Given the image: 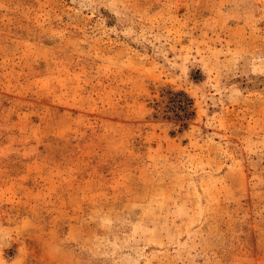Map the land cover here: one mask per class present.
<instances>
[{
	"label": "rangeland",
	"instance_id": "374dc122",
	"mask_svg": "<svg viewBox=\"0 0 264 264\" xmlns=\"http://www.w3.org/2000/svg\"><path fill=\"white\" fill-rule=\"evenodd\" d=\"M0 264H264V0H0Z\"/></svg>",
	"mask_w": 264,
	"mask_h": 264
}]
</instances>
